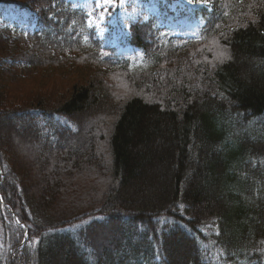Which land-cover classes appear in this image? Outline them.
Masks as SVG:
<instances>
[{"label": "trees", "instance_id": "trees-1", "mask_svg": "<svg viewBox=\"0 0 264 264\" xmlns=\"http://www.w3.org/2000/svg\"><path fill=\"white\" fill-rule=\"evenodd\" d=\"M174 1L114 47L0 0L36 12L0 35V264H264V0Z\"/></svg>", "mask_w": 264, "mask_h": 264}, {"label": "rangeland", "instance_id": "rangeland-1", "mask_svg": "<svg viewBox=\"0 0 264 264\" xmlns=\"http://www.w3.org/2000/svg\"><path fill=\"white\" fill-rule=\"evenodd\" d=\"M215 0H175L167 8L171 12H177L180 9L196 8L209 6ZM160 3L165 4V0H74L73 6L83 9L87 14V25L96 31L100 39H104L108 34L112 36V45L118 47L120 42L129 36V27L131 23L138 21L140 18L147 20L148 17L159 13ZM36 12L19 11L13 7L5 8L0 6V35L5 38L14 40L21 33L27 34L34 29V20ZM14 52V47L8 49L4 55L3 62H8ZM2 65V63H0ZM21 73L25 77L36 75L31 67L21 65ZM26 90L31 88L36 91L38 84L26 83ZM24 91V86L22 87ZM81 116V122L83 121ZM85 125V123H84ZM6 138V137H5ZM13 142V139H11ZM146 187L154 185L153 180L144 182ZM187 247L182 243L177 249L179 258L187 254Z\"/></svg>", "mask_w": 264, "mask_h": 264}]
</instances>
